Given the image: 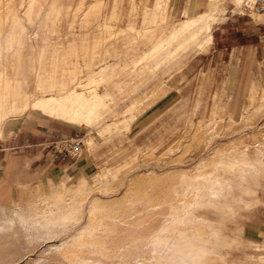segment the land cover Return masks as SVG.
<instances>
[{"label": "rangeland", "instance_id": "1", "mask_svg": "<svg viewBox=\"0 0 264 264\" xmlns=\"http://www.w3.org/2000/svg\"><path fill=\"white\" fill-rule=\"evenodd\" d=\"M11 1L0 0V15H2V17L0 16V24H2L0 25V83L1 81L4 82L5 80L8 81V79L13 78L12 80H15L18 85L21 87L25 85L29 91L35 90L36 85L45 87L52 80L54 82L63 81L68 88L85 85L90 79V74H88L90 70H98L101 65L113 64L115 59L128 60L133 54H140L142 50L149 46L147 44L145 45V40L142 39L143 37L135 35L134 32L127 31L125 27L127 20L126 16L120 21L117 19L118 14L121 12L125 14L130 12L129 7L131 4L129 0H116L115 6L114 2L111 0H53L55 3L52 0ZM98 2L99 4H97ZM100 2H103L102 4L104 7L100 5ZM104 2L108 5L106 7L107 9L105 8L106 4ZM222 2L223 3L219 2L220 4L218 3V6L212 12L215 16V22L212 24V35L214 38L213 43L209 45L206 51L200 52V50L196 48L174 51L170 59H167V61L164 60L162 62L163 64L161 63V65L155 67L166 89L163 96H145V92L143 93L144 96L140 95L142 99L144 97L145 99H141V105L139 104L137 106L138 109L132 110L131 114H121L132 101V99L128 98L132 93L130 90H125L123 93L119 94L115 86L126 85L122 83V81L128 79L127 83L129 85H138L140 88L145 84V77L148 74V70L144 68V64H139L138 67L141 69L131 78L129 76L123 77L124 74H122L121 76L105 77L104 79L108 81L112 80L109 83L102 81L101 83L100 81L98 82L99 85L102 86L108 85V92L112 96L108 110L103 112L101 116L102 120L98 124L87 129L85 127L75 126L76 130L74 132V135H78L83 143L82 153L77 160L86 162L88 172L82 174L77 171H72L71 173H66L65 176L52 180L50 183L43 182V185L39 184L43 187L40 195L48 196L53 186L62 182L66 183L68 187H72L78 178L86 179L90 188H93L96 185L95 182H97L94 177L97 170H100L105 165L111 168L117 167L133 155H137L135 163L131 164L130 167L125 169L121 174L122 178L124 177L122 187L115 192L109 193L94 191L90 194L89 200L93 196L100 197L104 200L115 196H121L127 182L134 177H144L154 172L156 174H161L167 170L176 168H188V170H190L194 165L200 162V159L207 157L211 153V150L240 136L245 137L244 143L249 153L254 152L257 148L264 149V136L261 135L264 133V103H262L264 98H262L261 101L262 93H264V84L256 83L258 84V90L253 95L255 99L252 105L248 104L251 88L247 92H241L240 94L243 96V100L235 101L233 107H231L228 101H226L231 97L214 90L211 76L206 72L210 69L209 64L206 62V58L211 55V52L217 47L219 42H230L233 36L231 33L233 22L227 21L226 23V15L248 18L256 24L264 23V16H261V14L255 11L246 13L242 5L240 6L242 2L239 4L240 7L233 5L231 0ZM151 3L152 2H148L149 5H151ZM55 4L57 5L56 7ZM137 4L139 7L141 2ZM99 5L101 7H99ZM183 6L184 3L173 2L171 0L167 13L169 16L173 15V21L177 22L183 18ZM10 7H12L11 10L15 7L19 8H17L18 10H14L16 13L18 12L17 15L22 23V31L25 32V35L23 34V36H25L23 44L20 35L19 37L17 35L18 31L19 34H21L20 29H14V27L10 26L13 13L15 12L14 10L10 11L8 9ZM3 8H5V12ZM239 8L241 10H239ZM204 9L205 4L202 10ZM220 11L223 12L220 13ZM7 13L9 14L7 16L8 18H4ZM111 13L112 15H110ZM3 15L5 16L3 17ZM140 16L141 15L137 14L135 18L136 21H134V26L138 29L142 27L140 24ZM4 21L5 23L7 22V26H4ZM106 22L114 24V28H107L104 26ZM226 25L231 26L229 28L230 30H225L221 33L219 29H216ZM1 26L5 28H1ZM9 26L11 28H9ZM166 26L169 27L170 24ZM7 28L8 30H6ZM9 29H13L12 31L14 33ZM111 33L112 35L110 36ZM113 34L116 35L115 38ZM221 35H223L222 41H220ZM16 37H18V39ZM16 40L18 41L16 42ZM81 42H83V44ZM112 50L114 51L112 52ZM36 51H38V53ZM183 53H185L184 56ZM91 54H94L95 57ZM37 59L39 61L36 62ZM92 59L94 61H92ZM246 59L247 67L244 69V72H248L250 66L257 65L258 69L254 76L251 75V79L255 81L256 79L264 77V70L259 67L262 66L264 62L260 65L256 64V61L251 60L249 57H246ZM61 74L64 75L62 76ZM73 76L74 80L76 76L75 81H73ZM53 77L54 79H52ZM138 78L139 80H137ZM27 80L28 83H26ZM118 80L119 82H117ZM96 84L97 83L90 85ZM54 93L56 94L57 91ZM38 94L43 93L39 92L37 95ZM167 95L168 98L165 107H169V109L148 129L136 133L132 129L131 123L146 112L148 108ZM27 113L40 115L31 110H28ZM248 115H255L256 119L254 118V121L256 122L254 123V121H251L242 123ZM123 117L127 118L123 119ZM116 118H120L124 121L126 119L127 123H125V126L110 133V135L109 133L103 136L99 134L102 127H105L107 123H110ZM4 120L5 117H2V122ZM196 131L202 136L199 137L198 135L199 138H193V134ZM205 135L207 138H205ZM253 137L256 138L253 139ZM89 138H92L95 143L91 149L86 145ZM149 150H154V152ZM147 152L152 153V158L146 160L145 154ZM89 182L93 183V185ZM19 189L20 187L12 196H0V207L16 208L15 203L19 198ZM40 195L37 194L32 199L34 203L33 206L37 207L39 210L40 208H44V204L40 202ZM259 196L264 197V191H260ZM86 206L87 203L84 205V208H86ZM252 209L255 210L250 209L244 211L243 218L240 217L227 221L229 226H231L230 228L241 229L240 232H225L224 238L235 239V243L240 244L239 247L230 246L231 248L225 247L220 250V252L226 254L230 260L248 261L249 263L255 264L257 257H264L262 256L264 255V250H262L261 247V245H264L262 244L264 243L262 242L264 241V235L256 237L252 240L253 242L245 236L244 231L248 222L253 223V225L256 224L257 227L264 228V205L260 204ZM207 215L212 218H218V215H213L211 213ZM156 220H151V222L153 221L156 224V222L161 223L163 221ZM83 224H85V217L79 224L67 227V229L56 228L53 232H48L46 230L38 232L32 227L29 228L18 222H14L13 224L4 223L0 218V264L67 263L58 254L56 246L76 234ZM135 240H138L136 241L138 243L140 242V239ZM256 244L259 245L258 249L255 247L257 246ZM59 258L62 261H60ZM135 260H122V262H120L121 260H117L116 262L118 264H131L132 262L133 264H139L141 259H137V262ZM116 262H114V264H117Z\"/></svg>", "mask_w": 264, "mask_h": 264}, {"label": "bare ground", "instance_id": "2", "mask_svg": "<svg viewBox=\"0 0 264 264\" xmlns=\"http://www.w3.org/2000/svg\"><path fill=\"white\" fill-rule=\"evenodd\" d=\"M111 1L114 2L115 6L116 0ZM222 1L225 0H208L206 10L196 16L190 15L188 10L183 11V18L175 22L172 20L174 18L173 15L169 16L167 13L169 0H153L151 5L148 4V0H129L131 4L129 14L121 12L118 14L117 19L120 21L126 16L125 27L127 31L143 37L145 45L149 46L142 50V53L133 54L128 60L115 59L113 64L101 65L98 70H90L88 72L90 79L85 85L68 88L63 81L54 82L52 80L45 87L36 85L35 90L31 89L33 91H29L25 85H22V87L18 85L15 80H12L13 78L8 79V81L4 79L5 81L0 83V137L1 125H3L1 124L2 117H5V119L15 116L19 117V115L24 114L28 110L77 127H85L86 129L98 124L102 120L103 112L108 110L112 98L108 92V85L102 86L98 82L109 83L112 80L108 81L104 79L105 77L121 76L122 74H124L123 77L129 76L131 78L141 69L138 67L139 64H144V68L148 70L145 84L139 88L138 85H129L127 83L128 79H125L122 83L126 85L115 86L119 94L125 90H130L132 93L128 97L132 101L121 114H131V111L135 110L140 104L141 96H144L143 93L145 92V96H163L166 89L155 67L161 65L164 60L170 59L174 51H184L192 48H196L200 52L206 51L212 42L211 26L215 22V16L212 12L219 2L223 3ZM53 2L55 3V1ZM138 2H141L139 7L137 6ZM231 2L236 7H240L242 5L240 2L243 1L231 0ZM102 3L100 2V5L103 6ZM56 4L55 7L57 6ZM105 4L106 8L108 5L107 3ZM100 5L99 7H101ZM17 8L15 7L14 9ZM3 9L5 12V8ZM8 9L10 11L14 10H11L12 7ZM239 10L241 9L239 8ZM222 12L220 11V13ZM8 13L6 17H4L5 15L3 17L8 18L7 16L10 14ZM136 13L141 15V29L134 26ZM17 14L18 12L16 13V11L13 13L12 25L10 24V26L14 27V29H20L21 34H19L18 30V34H16L18 37L20 35L23 44L25 40L23 34L25 35V32L22 31V23ZM0 16L2 17V15ZM261 16H264V14H261ZM6 23L4 26H7ZM167 24H170V26L167 27ZM10 26L9 28H11ZM104 26L114 28V24L109 22L104 23ZM9 30L12 31L13 29ZM113 35L115 38L116 35ZM18 37L16 38L18 39ZM81 43L83 44V42ZM36 52L38 53V51ZM37 61L39 60L37 59ZM92 61L94 60L92 59ZM75 80L73 76V81ZM26 83H28V80ZM95 83L97 84L90 85ZM55 91H57L56 94L54 93ZM39 92L43 94L37 95ZM262 98H264V93H262L261 101ZM144 99L145 97L142 100ZM254 99V96L251 95L248 99V104L252 105ZM254 118L255 115H248L242 123L254 121ZM125 123H127L126 119L124 121L116 118L107 123L105 127H102L99 134L103 136L109 133L110 135L118 128L125 126ZM198 135L196 131L193 134V138L202 136L200 134L198 137ZM261 135L264 136V133ZM205 138H207L206 135ZM255 138L253 137V139ZM244 142L245 137L240 136L214 148L210 154L208 153L207 157L200 159V162L190 170L188 168H176L161 174L154 172L144 177H134L127 182L121 196L105 200L97 196H93L89 200V196L94 191L109 193L119 190L124 181V177L122 178L121 174L131 164L135 163L137 155L131 156L117 167L111 168L105 165L100 170H97L94 176L97 182H95L96 185L94 184L95 187L93 188H90L86 179L78 178L76 183L71 184L72 187H68L66 183L62 182L53 186V188L51 187V193L48 196H42L40 192L43 187L35 184L26 189L25 203L16 205V208L0 207V218L4 223L13 224L18 222L29 228L32 227L38 232L41 230L53 232L56 228L67 229V227L75 226L85 217V224L78 229L77 233L56 246L58 254L65 262L68 264H114L117 260L122 262V260L141 259L139 264H155L157 257L153 254V250L150 247V238L171 217L184 218L187 216L189 219H194L195 223L184 229V231L207 247L208 254L205 256L204 264H253L248 261L230 260L226 254L220 252L222 248L239 247L240 245L235 243V239L224 238L225 232L241 231L239 228H230L231 226H229L227 221L243 218L244 211L255 210L252 208L260 204L264 205V197L259 196V192L264 191V149L257 148L255 151L253 150L254 152L249 153ZM94 144L92 138L87 140L86 145L89 149L93 148ZM145 157L146 160L152 158V153L147 152ZM90 184L93 185V183ZM37 194L40 195V202L44 204V208H40V210L33 206L34 203L32 201ZM86 203L87 206L84 208ZM208 213L218 215V218L209 217ZM156 219L163 221L161 223L156 222V224L153 221V223L151 222V220ZM135 239H140L141 244L136 242L138 240ZM258 244L255 246L257 249L259 248ZM261 247L264 250V245H261ZM60 261L62 260L60 259ZM255 264H264V257H257Z\"/></svg>", "mask_w": 264, "mask_h": 264}, {"label": "crops", "instance_id": "3", "mask_svg": "<svg viewBox=\"0 0 264 264\" xmlns=\"http://www.w3.org/2000/svg\"><path fill=\"white\" fill-rule=\"evenodd\" d=\"M148 1L152 2L153 0ZM172 1L184 3L182 11L188 10L194 16L206 10L208 2V0ZM169 4H171V0H169ZM204 4L205 9L202 10ZM225 21L226 23L227 21L233 22L232 27L226 25L216 29H219L222 33L225 30H230L231 27L233 36L230 42H219L211 55L206 58V62L210 67L206 72L211 76L214 90L231 97L226 101L233 107L235 101L243 100L241 92H247L252 88L250 98L258 90V84H264V77L255 81L251 79V75L254 76L258 69L257 65L250 66V70L244 72L247 67L246 57L256 61V64L261 65L264 62V23L256 24L248 18L232 15H226ZM211 38L212 44L214 38L212 26ZM222 39L223 35H221L220 41ZM259 67L264 70V64ZM167 98L168 95L157 101L134 120L131 123L132 129L136 133H140L154 124L169 109V107H165ZM2 124L0 137V196H12L20 187L16 205L25 202L26 189L35 184L50 183L52 180L65 176L66 173L72 171L82 174L88 172L86 162L77 160L78 158L74 160L63 159L52 148V142L56 137L75 134L76 127L74 125L27 112L19 115V117L7 118ZM149 151L154 152V150ZM244 232L249 240H254L256 237L264 235V228L248 222Z\"/></svg>", "mask_w": 264, "mask_h": 264}, {"label": "clouds", "instance_id": "4", "mask_svg": "<svg viewBox=\"0 0 264 264\" xmlns=\"http://www.w3.org/2000/svg\"><path fill=\"white\" fill-rule=\"evenodd\" d=\"M194 223L195 220L187 216H173L153 234L150 247L157 257L155 264H204L208 254L206 245L184 231Z\"/></svg>", "mask_w": 264, "mask_h": 264}, {"label": "built area", "instance_id": "5", "mask_svg": "<svg viewBox=\"0 0 264 264\" xmlns=\"http://www.w3.org/2000/svg\"><path fill=\"white\" fill-rule=\"evenodd\" d=\"M242 8L246 13L255 11L264 14V0H243ZM52 148L63 159L74 160L82 153L83 143L78 135L56 137L52 142Z\"/></svg>", "mask_w": 264, "mask_h": 264}]
</instances>
